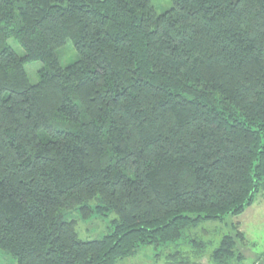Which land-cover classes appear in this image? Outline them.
Segmentation results:
<instances>
[{"label": "trees", "instance_id": "1", "mask_svg": "<svg viewBox=\"0 0 264 264\" xmlns=\"http://www.w3.org/2000/svg\"><path fill=\"white\" fill-rule=\"evenodd\" d=\"M172 2L0 0V248L19 264H117L264 186V0ZM73 209L118 218L84 241ZM190 241L195 259L165 261L199 264ZM234 246L224 235L212 261Z\"/></svg>", "mask_w": 264, "mask_h": 264}, {"label": "rangeland", "instance_id": "2", "mask_svg": "<svg viewBox=\"0 0 264 264\" xmlns=\"http://www.w3.org/2000/svg\"><path fill=\"white\" fill-rule=\"evenodd\" d=\"M151 3L158 14L170 10L173 6L172 0H151ZM8 43L19 55H25V50L15 38H9ZM58 56L62 65H69L78 58L72 39H67L65 45L58 50ZM44 67L45 64L40 60L26 63L31 83L39 82ZM65 217L76 222L79 238L88 241L99 239L109 233L113 228V220L118 218V215L113 211L107 214L93 212L90 216L84 217L79 210L73 209L66 211ZM227 234L233 236L236 246H234V256L224 259L223 264H264V186L256 194L252 205L242 214L228 215L222 221H203L195 228L186 229L185 236L179 241L157 248L153 245L141 246L135 255L117 264H158L166 258L181 260L187 255L190 259H195L197 255L191 239L205 244L204 255L209 258L211 252ZM178 250L184 254L168 257L169 253ZM0 264H19V262L12 254L0 248Z\"/></svg>", "mask_w": 264, "mask_h": 264}, {"label": "crops", "instance_id": "3", "mask_svg": "<svg viewBox=\"0 0 264 264\" xmlns=\"http://www.w3.org/2000/svg\"><path fill=\"white\" fill-rule=\"evenodd\" d=\"M211 257L209 256V258L207 257V255H204L202 257V259L199 260V264H214L212 261H211ZM158 264H177V263H170V262H167V261H163V262H159ZM189 264V263H188ZM192 264V263H190Z\"/></svg>", "mask_w": 264, "mask_h": 264}]
</instances>
